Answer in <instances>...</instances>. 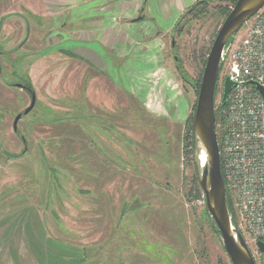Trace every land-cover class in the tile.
<instances>
[{"label":"rangeland","instance_id":"rangeland-1","mask_svg":"<svg viewBox=\"0 0 264 264\" xmlns=\"http://www.w3.org/2000/svg\"><path fill=\"white\" fill-rule=\"evenodd\" d=\"M72 1L0 0V264H55L57 250L59 264H231L202 218L204 202L186 198L194 166L182 146L196 99L188 83L201 69L194 53L211 46L227 3L210 2L207 17L190 21L180 36L175 23L164 37L165 64L189 106L180 121L112 93L118 85L75 55L72 9L61 15ZM154 1L142 9L160 31L175 9L164 5L169 12L162 13ZM246 28L231 39L235 45ZM17 85L36 100L14 132L15 117L30 104ZM221 96L219 87L216 105ZM231 222L261 264L255 243L264 235L251 234L235 213Z\"/></svg>","mask_w":264,"mask_h":264},{"label":"crops","instance_id":"crops-1","mask_svg":"<svg viewBox=\"0 0 264 264\" xmlns=\"http://www.w3.org/2000/svg\"><path fill=\"white\" fill-rule=\"evenodd\" d=\"M149 1L73 0L72 6L63 4L61 15L72 9V22L67 24L73 28V52L98 72L106 73L109 84L118 85L116 89L111 85L112 93L122 91L152 116L173 120L178 116L180 121H185L189 106L165 64L163 41L179 14L197 0H157L162 13L169 12L164 5L175 9L171 22L160 31L146 20L142 7L144 3L155 2ZM67 24L61 25L63 30H67ZM95 113L103 115L98 110ZM86 138L88 145L94 147L91 135ZM61 253L63 250H57L52 255L55 264H59Z\"/></svg>","mask_w":264,"mask_h":264},{"label":"built area","instance_id":"built-area-1","mask_svg":"<svg viewBox=\"0 0 264 264\" xmlns=\"http://www.w3.org/2000/svg\"><path fill=\"white\" fill-rule=\"evenodd\" d=\"M245 25V36L236 45L231 41L233 36L221 53L222 80L228 78L235 86L226 99L225 129L217 143L222 178L236 217L251 234L261 236L264 235V100L250 82L264 89V6ZM202 199L204 202L203 193ZM234 228L231 222V229Z\"/></svg>","mask_w":264,"mask_h":264},{"label":"water","instance_id":"water-1","mask_svg":"<svg viewBox=\"0 0 264 264\" xmlns=\"http://www.w3.org/2000/svg\"><path fill=\"white\" fill-rule=\"evenodd\" d=\"M264 6V0H237L228 15L222 21L206 57L201 74L198 93L194 103L191 124V139L195 174L204 195V204L216 230L223 249L231 264H255L247 244L237 229H231V216L226 202V188L220 169V155L215 132L214 93L221 67V53L225 44ZM264 100V89L250 82ZM234 83L225 78L221 96V104L225 105L227 96ZM30 95V104L18 114L13 121V131H17V123L22 115L28 114L35 105V94L30 87L17 85ZM23 141V140H22ZM200 145L205 154V163L200 165ZM256 248L262 255L264 264V243L257 241Z\"/></svg>","mask_w":264,"mask_h":264},{"label":"trees","instance_id":"trees-1","mask_svg":"<svg viewBox=\"0 0 264 264\" xmlns=\"http://www.w3.org/2000/svg\"><path fill=\"white\" fill-rule=\"evenodd\" d=\"M214 0H197L195 2H193L186 10L185 12L179 17L178 21L176 22L175 26H174V33L177 36H180L183 32V27L186 26L187 24L190 23V21L193 20H199L203 17H207L208 14V5L210 2H212ZM223 2H226L227 5L225 7H219V14L221 15L222 19H221V23L224 20V18L228 15V13L230 12V10L233 8L234 4L236 3L237 0H220ZM220 23V24H221ZM213 42V41H212ZM211 42V45H212ZM211 47V46H210ZM200 49L198 52H195L194 54H196L195 58L198 60L199 64H200V74L199 77L196 79H193L192 82H189L188 84L191 86V89L193 90V93L195 96H197L198 93V88H199V84H200V79H201V74L205 65V61H206V57L208 55L209 49ZM220 71H221V67H220ZM219 71V73H220ZM185 73H183V71L179 72V75L181 77V80H186L185 78ZM216 91H217V85L215 87V93H214V102H215V97H216ZM195 103V102H194ZM194 103L191 105V113L189 115V117L187 118V129L185 130V134L182 138V143H183V153L185 156V159L188 161H191V164L194 166V161H193V148H192V139H191V124H192V117H193V109H194ZM225 109V105L221 104V101L218 105L215 104V132L217 135V141H219V129H218V125L223 124V111ZM91 144L88 145V147H90ZM79 153H83V150H81ZM87 164L91 166V158L87 160ZM84 162V161H83ZM87 169V168H84ZM75 171V169H74ZM82 172V173H81ZM80 175L84 176V179L91 181L93 179H95L93 177V175L91 176V174L88 173H84L83 171H80ZM84 173V174H83ZM86 174V175H85ZM76 182V181H75ZM186 198L188 201L190 200H199L203 202L202 199V191L200 189L196 174H195V168H194V174L192 175V178L190 180V184H189V188L188 191L186 193ZM226 202H227V206H228V210L230 213V216H233L235 211L233 208V202H232V198L230 196V193L226 190ZM113 218V214H110L109 216V220ZM202 218L203 220H205L208 223V226L210 227V229L219 235L218 231L216 230L209 214L206 211L205 208V204L203 206V211H202ZM83 252V250H82ZM84 254V253H83Z\"/></svg>","mask_w":264,"mask_h":264},{"label":"flooded vegetation","instance_id":"flooded-vegetation-1","mask_svg":"<svg viewBox=\"0 0 264 264\" xmlns=\"http://www.w3.org/2000/svg\"><path fill=\"white\" fill-rule=\"evenodd\" d=\"M222 70L220 71V73H219V76H218V79H217V89L219 88V87H222L223 86V80H222ZM261 255V254H260ZM261 264H262V255H261Z\"/></svg>","mask_w":264,"mask_h":264},{"label":"bare ground","instance_id":"bare-ground-1","mask_svg":"<svg viewBox=\"0 0 264 264\" xmlns=\"http://www.w3.org/2000/svg\"><path fill=\"white\" fill-rule=\"evenodd\" d=\"M199 162H200L201 166H203L205 163V154L203 151H201V153H200Z\"/></svg>","mask_w":264,"mask_h":264}]
</instances>
